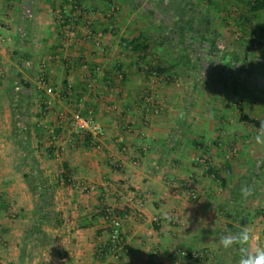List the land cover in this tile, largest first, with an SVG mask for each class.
Wrapping results in <instances>:
<instances>
[{
    "label": "crops",
    "instance_id": "crops-1",
    "mask_svg": "<svg viewBox=\"0 0 264 264\" xmlns=\"http://www.w3.org/2000/svg\"><path fill=\"white\" fill-rule=\"evenodd\" d=\"M81 1L88 14L65 44L55 11L66 0H0V264H238V248L219 240L244 227L264 247V148L254 142L264 48L251 46L252 0ZM87 20L101 47L84 40ZM75 112L103 125L100 147L75 131ZM26 140L59 222L43 228L51 243L23 255L38 201ZM108 211L122 219L118 257ZM192 250L206 257L184 256Z\"/></svg>",
    "mask_w": 264,
    "mask_h": 264
},
{
    "label": "built area",
    "instance_id": "built-area-1",
    "mask_svg": "<svg viewBox=\"0 0 264 264\" xmlns=\"http://www.w3.org/2000/svg\"><path fill=\"white\" fill-rule=\"evenodd\" d=\"M117 7L114 6L112 12L108 14L109 17H112L113 12L116 11ZM58 21L62 24L63 32H64V42L65 44H71L76 41L77 33L80 27L79 20L84 15L88 14V11L84 9V4L81 0H66V4L63 7L58 8L55 11ZM84 25V40L93 39L97 46L101 47V42L97 39L94 29L92 28L91 21H85ZM4 41V37L0 34V42ZM255 49L258 48L256 41L254 42ZM44 68V66H42ZM156 75L158 73L154 72ZM122 78V74L120 75ZM49 87V81L47 77V73L45 70H41L38 77V89H46ZM153 99V97H150ZM46 108H49L47 105ZM156 112H159L157 109ZM72 122L74 129L77 133L86 135L92 139L94 145L96 147H100L99 141L106 134V131L102 124L92 120L89 117H86L81 112H75L72 117ZM230 157V154L227 155V158ZM197 162L209 167L212 165V160L208 154H202L197 157ZM191 197L193 199L198 198V194L192 192ZM106 219L109 220L111 224V232H110V245H108V249L112 251L116 257H118V252L120 249H123L125 245V239L121 233L122 227V219L118 216H115L111 211H108ZM184 256L187 258H191L194 260H200L206 257L205 251L202 250H192L188 252H184Z\"/></svg>",
    "mask_w": 264,
    "mask_h": 264
},
{
    "label": "trees",
    "instance_id": "trees-1",
    "mask_svg": "<svg viewBox=\"0 0 264 264\" xmlns=\"http://www.w3.org/2000/svg\"><path fill=\"white\" fill-rule=\"evenodd\" d=\"M248 10L252 13L256 12L259 14L257 25L258 37L256 43L259 48H264V0H252ZM157 71L161 72L160 70ZM22 84L24 89L29 87L28 83L23 82ZM27 132L29 135V131ZM29 143L30 142L26 140L23 147L28 150V155L25 161L31 165V171L29 173H25L24 176L29 183L33 194L38 198V201L35 203L32 222L27 228L26 238L22 248L23 255L26 254V250L28 248H30V254H33L36 250H38V248L51 243V236L48 235L43 228L46 225L52 226L54 224H58L59 222L54 203V190L52 185L48 183L47 179L44 177L40 168L39 159L31 152ZM226 216L230 220L237 218L233 213H227ZM229 227L234 228V225L229 224ZM234 256L235 258H240L239 253L234 254Z\"/></svg>",
    "mask_w": 264,
    "mask_h": 264
},
{
    "label": "clouds",
    "instance_id": "clouds-1",
    "mask_svg": "<svg viewBox=\"0 0 264 264\" xmlns=\"http://www.w3.org/2000/svg\"><path fill=\"white\" fill-rule=\"evenodd\" d=\"M257 146L264 148V120L260 121L257 134L254 137ZM250 190L241 189L242 195L249 194ZM257 239L252 230L248 227L242 228L236 233H228L221 236L219 245L225 250L238 248L240 259L238 264H264V247L253 246Z\"/></svg>",
    "mask_w": 264,
    "mask_h": 264
},
{
    "label": "rangeland",
    "instance_id": "rangeland-1",
    "mask_svg": "<svg viewBox=\"0 0 264 264\" xmlns=\"http://www.w3.org/2000/svg\"><path fill=\"white\" fill-rule=\"evenodd\" d=\"M240 36H241V34L240 33H237V32H235V40H239V42H241V39H240ZM254 41L251 39V46H252V48H253V46H254V43H253ZM251 46L250 45H241V44H235V43H233L232 44V48L234 49V51L238 48V49H240L239 50V52H242L243 50L244 51H247L248 49H250L251 48ZM240 47H242V48H240ZM255 48H253V50H254ZM237 51V50H236Z\"/></svg>",
    "mask_w": 264,
    "mask_h": 264
}]
</instances>
